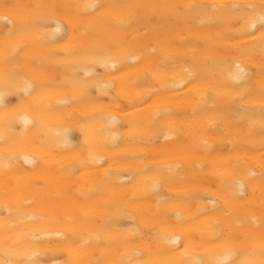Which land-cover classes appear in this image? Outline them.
I'll return each mask as SVG.
<instances>
[{
    "label": "bare ground",
    "instance_id": "obj_1",
    "mask_svg": "<svg viewBox=\"0 0 264 264\" xmlns=\"http://www.w3.org/2000/svg\"><path fill=\"white\" fill-rule=\"evenodd\" d=\"M84 3L104 7L82 13L76 6ZM259 3L0 0V91L6 74L34 85L28 95L3 98L0 161L8 155L36 161L0 166V260L57 264L71 248L81 264H94L116 258L121 234L138 227L148 264H188L217 252L219 241L205 243L212 226L223 229L241 258L261 259L264 48L258 29L243 33L233 14L211 8ZM37 6L55 12L64 31L55 43L29 32L31 42L13 55L14 42L3 39L12 24L4 17L30 24L26 13ZM122 56L124 63L107 66ZM98 58L106 66L92 63ZM237 60L250 72L246 82L229 78ZM98 78L113 86L98 91ZM112 113L120 120L115 129ZM66 127L72 131L64 148L56 141ZM241 172L249 179L233 195ZM125 212L135 221L117 219ZM165 227L188 237L187 246H158L152 234ZM95 232L102 234L99 244L80 248Z\"/></svg>",
    "mask_w": 264,
    "mask_h": 264
},
{
    "label": "snow or ice",
    "instance_id": "obj_2",
    "mask_svg": "<svg viewBox=\"0 0 264 264\" xmlns=\"http://www.w3.org/2000/svg\"><path fill=\"white\" fill-rule=\"evenodd\" d=\"M19 7V6H17ZM82 13H87L89 11L96 10L98 7H104L97 5L96 3H84L76 6ZM41 6H37V9L26 13L27 16L31 17V23L25 24L21 23L19 26L14 22L9 21L8 17L5 16V23H11L10 27L3 36L5 45L8 42H14L11 49L13 55H17L22 52L28 44L31 42L28 36L29 32L38 33L36 39L42 43H55L57 36L64 31V21L52 11H41ZM212 10L214 12H221V10H227L233 14L236 18L240 20V31L243 33H251L253 30L259 31V36L257 37L262 48H264V0H260L259 4H248V5H212ZM54 25V27H53ZM126 56H122L118 59H111L107 62V66L116 67L117 64L124 63ZM136 57L133 56V59ZM92 63H100L102 66H106L104 58H98ZM92 71L86 72V75H92ZM193 73H189L192 75ZM229 78L234 80L236 83L246 82L250 77V72L247 67H245L239 60L235 62L234 67L229 72ZM19 78L6 74L5 75V85L4 90L0 91V110H2L3 98L9 94H17L24 92L26 95L30 94V90L34 88V85L27 80L22 82H16ZM12 83H9V82ZM93 86L97 87L98 91H103L105 89L111 88L113 85L111 82H105L102 78H98L94 82ZM82 90H86L89 85L84 84L81 86ZM14 121L9 118L6 114L5 123L11 125ZM27 123V121H25ZM118 114L112 113L109 116V125L112 129L119 124ZM72 128L66 127L57 133V144L64 145L68 144V136L70 135ZM116 137L114 136L113 139ZM21 159H24L25 163H35L36 161L29 160L28 157L23 155H8L0 161V166L4 169H13L19 166ZM90 159L95 163H100L101 158L92 157L90 154ZM249 173L241 172L235 180L234 187L230 186V191L233 195L238 192H242L247 180L249 179ZM5 210L11 212L12 209L5 206ZM30 219L32 217H29ZM117 219H131L135 221V216L130 212L120 213ZM112 222H109L108 227L110 228ZM59 235V234H58ZM109 239H111V234H106ZM121 247L123 251L117 253L116 258L110 260H97L94 264H148L144 260V253L142 251V244L145 242L143 235L138 227H132L127 229L121 234ZM136 237H140L139 240ZM102 234L100 232L90 233L88 237L84 238L83 243L79 246L80 248L88 245L89 243L99 244L102 239ZM152 240L156 242L158 246L165 247L166 249L175 250L173 246L183 242L186 246L189 242L188 237H181L175 230L171 228H161L152 234ZM219 241V247L216 253L209 259H204L199 256H192L188 264H264V252L261 253V259L253 260L247 257L241 258L240 253L237 249L227 242V237L224 236L223 229L218 226H212L210 228V239L205 241V243L215 244ZM5 254H8L10 248L4 246ZM78 249H69L67 257L62 262H57V264H81V262L75 257L74 252ZM187 255V253H185ZM0 264H12L11 261L0 260ZM31 264H40V261L33 260Z\"/></svg>",
    "mask_w": 264,
    "mask_h": 264
},
{
    "label": "clouds",
    "instance_id": "obj_3",
    "mask_svg": "<svg viewBox=\"0 0 264 264\" xmlns=\"http://www.w3.org/2000/svg\"><path fill=\"white\" fill-rule=\"evenodd\" d=\"M69 146H70L69 144L60 145V147H64V148H67Z\"/></svg>",
    "mask_w": 264,
    "mask_h": 264
}]
</instances>
